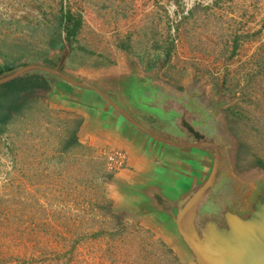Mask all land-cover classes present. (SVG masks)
Segmentation results:
<instances>
[{
  "label": "rangeland",
  "instance_id": "obj_1",
  "mask_svg": "<svg viewBox=\"0 0 264 264\" xmlns=\"http://www.w3.org/2000/svg\"><path fill=\"white\" fill-rule=\"evenodd\" d=\"M62 3L82 16L78 44L108 56L115 65L72 69L66 44L62 51L49 52L52 67L64 61L65 71L95 79L109 92L115 91L122 76L143 71L167 90L195 88L207 93L208 102L221 101L226 107L244 102L246 78L256 74L247 90L252 103L244 105L249 129L264 135V73L260 70L264 0H0V51L17 54L20 49L45 48ZM236 37L241 38L240 48L234 54ZM152 38L169 55L147 73L139 51ZM128 39L131 42L121 47ZM24 63L30 64L27 59ZM237 81L241 86L234 88ZM48 91L37 90L28 97L48 104L49 116L20 122L0 137V264H181L157 229L128 221L112 209L118 203L113 180L133 171L137 159L125 156L110 137L78 132L77 139L94 152L59 155L62 122L82 121L85 111L49 101ZM219 129L232 145L235 162L241 139L223 111ZM116 153L125 156L129 165L114 172L118 159L109 156ZM103 166L112 177H99ZM256 171L260 169L239 170L244 175ZM103 211L114 217L104 216ZM123 224L130 226L124 229ZM98 232L107 235L96 239L93 235ZM158 240L170 254L157 245Z\"/></svg>",
  "mask_w": 264,
  "mask_h": 264
},
{
  "label": "water",
  "instance_id": "obj_2",
  "mask_svg": "<svg viewBox=\"0 0 264 264\" xmlns=\"http://www.w3.org/2000/svg\"><path fill=\"white\" fill-rule=\"evenodd\" d=\"M32 75L56 81H48L49 101L85 111L78 133L110 137L137 159L113 180L117 215L157 229L181 264H264V170L237 171L223 141L166 109L152 78L131 71L109 92L65 71L64 61L24 63L1 74L0 87Z\"/></svg>",
  "mask_w": 264,
  "mask_h": 264
},
{
  "label": "trees",
  "instance_id": "obj_3",
  "mask_svg": "<svg viewBox=\"0 0 264 264\" xmlns=\"http://www.w3.org/2000/svg\"><path fill=\"white\" fill-rule=\"evenodd\" d=\"M191 12V16H192ZM83 19L82 16L76 12H72L66 8L63 3L54 18V23L49 31L45 42V48L42 50L20 49L17 54L6 53L0 51V58L3 64L0 65V75L6 71H10L19 65L24 64V59L28 63L41 62L46 66H53V61L49 56L51 50H64L65 45H70V52L67 57L68 63L72 69H79L83 67H97V66H113L115 62L108 56L97 54L94 51L78 44V36L82 30ZM240 37H236L234 41L233 53L235 54L240 48ZM131 41L124 40L121 47ZM151 43V44H150ZM141 65L144 71H152L157 62L169 55V50L164 48L158 41L152 38V41H146L140 49ZM233 56V55H232ZM261 73H264V63L261 65ZM260 73V72H259ZM256 74H251L246 78L244 85V96L246 99L242 104H236L227 110L228 122L231 129L241 139V144L237 155V168L240 171L249 168L264 169V135L254 129H249L247 123L246 112L247 107L244 105L252 103L248 98L247 90L251 87V83ZM227 81H224L225 87ZM231 83V81H230ZM234 88L241 86V82L237 81L233 85ZM48 81L39 75L27 76L17 79L0 87V137L7 134L10 129L16 124L29 120L35 117L49 116V106L42 100L29 99V95L37 90H48ZM82 121L80 119H68L62 122L63 136L59 140L58 152L64 157L71 154H78L85 156V154H92L93 148L82 144L76 137ZM113 174L107 173L103 166L100 170V178H110ZM104 216L114 217L109 212H102ZM128 224H123V228H127ZM142 231V228H138ZM107 235L106 232H98L94 234V238H103ZM157 245L170 254V250L166 244L157 241Z\"/></svg>",
  "mask_w": 264,
  "mask_h": 264
},
{
  "label": "flooded vegetation",
  "instance_id": "obj_4",
  "mask_svg": "<svg viewBox=\"0 0 264 264\" xmlns=\"http://www.w3.org/2000/svg\"><path fill=\"white\" fill-rule=\"evenodd\" d=\"M152 71H145V72L149 73ZM154 86L155 88H161L160 98L164 100L163 104L168 111L171 109L173 113L178 112L181 113L180 115L182 114L186 115V120L190 124H193L196 121L201 122V125L198 127L201 133L207 139L223 141L226 148H228V154H230L232 157V153H230L232 150V145L226 142L223 136H221L219 132L220 119L222 118V111L223 113L225 112L226 121L228 122L227 110L231 106L226 107L227 105L222 103L221 101L213 102L212 100H210L208 102L207 99L208 96H206L207 93L205 95L203 92H200L198 91V89L195 88L187 92L186 91L172 92L170 90L165 89L167 87H165L164 85L156 84ZM193 112H195V114ZM180 115H177L178 116L177 122L180 120ZM150 120L153 121L152 119ZM198 128L195 129L198 130ZM183 133L185 135L189 134L186 130H184ZM236 157L237 155L235 156V158ZM236 166H237V160H236ZM236 169L238 170V168Z\"/></svg>",
  "mask_w": 264,
  "mask_h": 264
},
{
  "label": "built area",
  "instance_id": "obj_5",
  "mask_svg": "<svg viewBox=\"0 0 264 264\" xmlns=\"http://www.w3.org/2000/svg\"><path fill=\"white\" fill-rule=\"evenodd\" d=\"M125 156H123L122 154H119V153H116V154H113L112 156H109L110 157L109 158L110 160H113L116 157L118 159V161L116 163L117 166H115L112 171L115 172V171L119 170V168L125 167V165L126 166L129 165V164H126V158H125ZM114 172H111V173H114Z\"/></svg>",
  "mask_w": 264,
  "mask_h": 264
}]
</instances>
